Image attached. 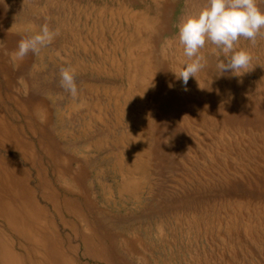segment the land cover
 I'll return each mask as SVG.
<instances>
[{
  "label": "rangeland",
  "instance_id": "obj_1",
  "mask_svg": "<svg viewBox=\"0 0 264 264\" xmlns=\"http://www.w3.org/2000/svg\"><path fill=\"white\" fill-rule=\"evenodd\" d=\"M122 1L0 0V194L28 206L35 241L8 233L3 220L0 236L24 264H264V28L255 44H237L251 55L248 72L220 75L224 55L209 42L200 76L177 91L169 61L178 23L205 0H175L180 12L158 0L165 36L155 55L171 77L156 90L151 137L133 143L127 127H113L103 89L115 84L101 81L117 73L106 53L122 38L114 45L106 26H119ZM43 25L57 33L51 43L13 62L20 40ZM101 27L104 52L92 38H74ZM61 69L74 71L75 96L61 86ZM103 124L110 131L100 134ZM127 149L135 170L113 172ZM124 176L136 187L130 193L119 191Z\"/></svg>",
  "mask_w": 264,
  "mask_h": 264
},
{
  "label": "bare ground",
  "instance_id": "obj_2",
  "mask_svg": "<svg viewBox=\"0 0 264 264\" xmlns=\"http://www.w3.org/2000/svg\"><path fill=\"white\" fill-rule=\"evenodd\" d=\"M124 1L125 2L122 1L123 2L122 4L120 3L121 7L119 6V9L117 10V13H116L118 17L120 18L119 26H117L116 24L114 25L107 24L106 26L110 41L113 42L114 45H117L118 42H121L119 40L122 38V43L120 44V47L118 46L119 48L117 50H114L113 53H109V52L106 53V56H107L106 60L109 61L110 64L113 66V68L116 69L117 73H116V76L109 74L110 76L109 77L107 76L108 77L107 79H103L101 81L115 84V85L110 84V86L114 85L111 88L107 86H106L107 88L103 87L104 88L103 93H104L105 99L108 100L107 105L109 104L112 109V114H113L112 120L114 121L113 127L115 129L116 128L119 129L120 127L122 128L127 127V134H128L127 138L130 139L131 142L133 143H136V141H139L140 143V142H143L144 140H147L146 137L150 134V130L152 128L151 122L153 120L151 121L149 120L151 118V113L153 112V106H155V102L157 101L159 103V100H160L159 96L156 94V90L158 89V87H160L159 86L160 81L163 77H171V76L170 75L168 76V73L164 75V72L161 69V66L159 64L164 63L165 60L163 58H160V61H158L155 55L156 45L162 43L164 40V37H163L164 34L161 32V28H160L161 25L160 26L158 25L159 21L161 24V20H159V15H160L159 8L160 9L162 8V7H158V0H151V2L154 4V7L146 6L140 0H124ZM166 2L164 4L163 9H167V10L170 9L171 12H174V11L180 12L182 10L181 6L177 4L175 0H171L170 2L166 1ZM103 11H104L103 8H101L100 16L103 15ZM111 15H113V11H111ZM112 18L114 17L112 16ZM122 20L125 22L124 25L122 24ZM99 29H98L99 33L98 31L93 30L95 31L94 36H91L89 34V31L87 32V34H84V35L82 31H78L74 33V36H75L74 38H76V41L80 42L82 45H84L85 41L89 42L90 39L92 38L91 40H94L96 45L101 46L104 52V49H106V45L109 44L108 39H107L108 37L105 38L107 33L105 34V37L103 36L104 27H101ZM115 30L117 31L116 33L114 32ZM168 41L169 40H167V45H168ZM164 47H165V44H164ZM98 52H100V50H98ZM160 52L163 56L166 55L167 57L165 48H163L162 51ZM170 58L171 59L169 62L173 63V68L176 71L181 66L180 61L184 59L183 47L178 43L177 40L174 41V51L170 55ZM100 70H101V67H100ZM92 73L93 74L96 73L95 77L98 78L99 76L98 71L97 72L92 71L90 73V76ZM198 75L200 76V72L197 74V76ZM174 80L176 81L175 83H176L177 91H184V89H186L180 80H178L177 78H174ZM120 84H122V88H120L121 87ZM85 88H88V90L92 91V89L90 88V86H88V84L86 85ZM111 91H112V94L110 93ZM94 105L98 106L99 104L98 102H96V104ZM135 112L141 113L139 114L140 116L137 115L138 118L133 117V113ZM153 118L154 117H152V119ZM123 120L125 121L124 123H123ZM159 125L160 124H158V126ZM103 126L104 127L100 128L99 130L100 134L105 133L106 131H110L108 125L103 124ZM137 135L141 137L139 140L136 138ZM148 137H151V135ZM119 140L122 141V139H119ZM97 141L99 140H96L95 145L97 144ZM145 143H147V141ZM125 151L127 155V162H125L126 164L124 163L121 164V162L119 163L118 161L117 163L115 162L116 165L113 166V170H114V171L112 170L113 172H119L121 174L122 171L124 172V170H126L127 172L131 174V172L135 170V167H136L135 150L132 151L130 149H127ZM115 154L116 153H114V156ZM117 159H118V155H117ZM126 177L124 176L122 178V182L120 184L121 187H119L120 188L119 191H123V192L129 191L130 193V191L135 190L136 187L135 185H133L131 180H129ZM0 190L2 191L1 186H0ZM7 196L8 195H5L4 197L2 194H0V220H3L4 223L6 224L7 230L9 231L8 233L21 236L27 242L28 245L34 244L35 240H34L33 232L29 224L30 223L29 222L30 213L27 208L28 206L25 204L23 209L21 206L18 208L17 202H15L13 198L7 199L6 198ZM12 197H16V196L12 195ZM248 213L247 215H251ZM252 224L253 223H251V225ZM251 225L247 224V228H250ZM0 228H3V227H0ZM2 235L3 234H1L0 238L2 237ZM9 247L11 248L9 241H8V237L6 235H3V239L2 240L0 239V256H1L0 264H24L23 263L24 259L23 258L21 259L17 255L13 254V252H11Z\"/></svg>",
  "mask_w": 264,
  "mask_h": 264
},
{
  "label": "clouds",
  "instance_id": "obj_3",
  "mask_svg": "<svg viewBox=\"0 0 264 264\" xmlns=\"http://www.w3.org/2000/svg\"><path fill=\"white\" fill-rule=\"evenodd\" d=\"M262 28L264 10L258 7L257 0H205L198 11L187 12L180 18L178 43L183 47L184 59L180 61L181 66L172 72L185 86L190 77L196 79L206 64L201 49L210 42L224 55V60L217 63L220 75L230 71L234 76H242L249 71L251 55L247 49H237L239 39L243 37L255 44ZM56 35L43 25L35 34L20 40L11 57L13 62L22 60L29 52L38 53ZM60 75L61 86L75 96L74 71L61 69Z\"/></svg>",
  "mask_w": 264,
  "mask_h": 264
}]
</instances>
